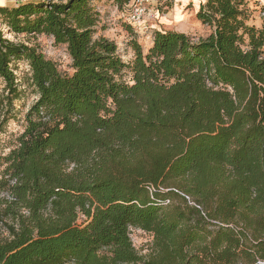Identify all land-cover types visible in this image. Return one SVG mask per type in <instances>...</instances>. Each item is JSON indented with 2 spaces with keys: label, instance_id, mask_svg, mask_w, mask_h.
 I'll return each mask as SVG.
<instances>
[{
  "label": "trees",
  "instance_id": "trees-1",
  "mask_svg": "<svg viewBox=\"0 0 264 264\" xmlns=\"http://www.w3.org/2000/svg\"><path fill=\"white\" fill-rule=\"evenodd\" d=\"M95 1L0 5L27 40L0 28V134L19 62L38 95L0 147V264H264V21L248 24L246 0H206L207 36L154 30L147 52L133 37L127 63L97 36ZM40 35L66 46L71 73L30 42ZM131 228L152 235L147 254Z\"/></svg>",
  "mask_w": 264,
  "mask_h": 264
},
{
  "label": "rangeland",
  "instance_id": "rangeland-1",
  "mask_svg": "<svg viewBox=\"0 0 264 264\" xmlns=\"http://www.w3.org/2000/svg\"><path fill=\"white\" fill-rule=\"evenodd\" d=\"M28 0H0V5H16L20 2ZM206 0H173L170 6L166 5V0H160L162 11L159 15L156 13L157 1L153 0L152 3L146 5L145 23L147 28L144 34H136L131 31L124 23L121 10L116 6L112 0H96L95 6L100 11L101 25L104 29H99L98 35H104L114 40L118 45V50L123 60L127 63L134 59L135 52L131 45L133 37L141 44L143 51L147 52L152 44V35L154 30H178L186 32L187 34L198 39L207 36L213 27L204 24L197 16L200 5ZM248 7V24L256 27H261L264 21V0H246ZM6 34V37L14 41H26L23 35L16 36L10 33L7 28L0 24ZM32 44H36L45 55L54 60L59 68L63 71L71 73L73 71L71 66V58L67 48L63 44H56L50 37L40 35L36 39L30 40ZM18 80L21 83L23 90L21 100L17 101L16 116L12 119L4 133L0 134V147L8 151L14 144L16 137L21 134L25 128V114L30 106L36 101L38 95L34 88L26 83L27 76L30 74L27 62H19L16 71ZM131 78V72L127 71L125 79ZM3 83L0 80V89ZM83 219V218H82ZM80 220V222L82 221ZM0 234H6L0 229ZM132 242L137 250L142 254H147L150 250L152 235L142 229L132 228L130 231Z\"/></svg>",
  "mask_w": 264,
  "mask_h": 264
},
{
  "label": "built area",
  "instance_id": "built-area-1",
  "mask_svg": "<svg viewBox=\"0 0 264 264\" xmlns=\"http://www.w3.org/2000/svg\"><path fill=\"white\" fill-rule=\"evenodd\" d=\"M152 1L153 0H130L128 8L122 12L123 20L130 23L140 34H144V30L147 28V24L144 20L146 15V5L152 3ZM156 11L159 15L157 5Z\"/></svg>",
  "mask_w": 264,
  "mask_h": 264
}]
</instances>
